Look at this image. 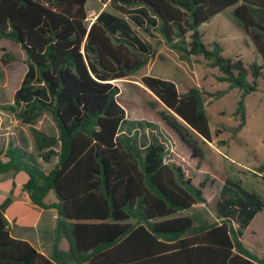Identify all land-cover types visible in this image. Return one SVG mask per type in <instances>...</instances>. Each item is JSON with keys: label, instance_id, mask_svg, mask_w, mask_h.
<instances>
[{"label": "trees", "instance_id": "1", "mask_svg": "<svg viewBox=\"0 0 264 264\" xmlns=\"http://www.w3.org/2000/svg\"><path fill=\"white\" fill-rule=\"evenodd\" d=\"M88 1L0 0V36L19 43L28 57L14 102L0 108L30 125L40 158H57L45 170L26 140L0 142V175L11 174L0 185V264H264L242 240L264 210V192L230 162L216 201L220 220L190 212L207 202L206 181L196 184L180 164L168 161V147L156 135L149 142L138 139L133 130L153 125L128 120L114 83L147 66L153 47L110 10L90 21ZM102 1L144 32L156 30L172 48L217 68V80L228 83L218 96L239 90L233 112L238 123L229 127L237 137L247 123L246 98L264 76V0ZM228 8L261 61L247 64L225 56L220 41H204L201 25ZM3 59L14 56L5 53ZM141 81L166 106L162 119L203 159L201 140H214L205 91L191 86L182 92L174 81L148 74ZM44 113L51 114L58 134L35 127ZM255 170L264 173V161ZM16 200L57 210L50 255L13 235L12 224L32 225L39 217L35 211L12 220L8 211ZM62 239L67 250L59 247Z\"/></svg>", "mask_w": 264, "mask_h": 264}, {"label": "rangeland", "instance_id": "2", "mask_svg": "<svg viewBox=\"0 0 264 264\" xmlns=\"http://www.w3.org/2000/svg\"><path fill=\"white\" fill-rule=\"evenodd\" d=\"M87 7L90 21H93L101 10H110L127 19L139 36L152 45L153 53L149 64L137 73L118 79L114 83L120 88L119 101L126 110L128 120L141 119L153 125L147 126L144 130H133V133H137L138 139L149 142L151 137L156 135L168 147V161L180 164L196 184L206 181L204 195L207 202L197 204L190 212L197 213L210 222L220 220L216 212V201L226 167L230 165V162L235 163L236 172L240 177L247 183L255 184L264 192V173L258 174L255 170L264 161V76L259 79L258 90L246 98V125L237 137H233L229 127L238 123L233 112L240 93L237 88H234L222 96L216 94L228 88V83L217 80L216 75L219 74L217 68L209 67L202 56H187L184 48L179 46L172 48L156 30L153 31V35L144 32L130 20L128 15L114 9L108 1L104 3L102 0H89ZM200 31L206 43L220 41L224 46L225 56H239L247 64L255 60L261 61L253 42L237 24L232 8L222 11L210 21L205 22L201 25ZM179 44L187 47V44L182 42ZM5 53L14 56V60L4 62ZM27 69L28 57L21 45L0 36V105L14 102V93L20 87ZM144 74L170 79L182 92L191 86H198L205 91V106L214 131V140L212 142L201 140L205 151L203 159L194 157L188 145L162 119L160 111H167V108L143 85L141 77ZM35 127L47 133L58 134L50 113H44ZM126 128L127 126H124L122 129L126 130ZM216 130L221 133L216 135ZM23 140L28 142V151L38 158V162L45 170H50L57 162V158L50 162L40 158L34 147L30 125L21 122L11 112L0 108V142L6 146L10 141L22 144ZM9 177H11L10 173L0 175V185ZM0 194H5L1 188ZM50 198L56 199L53 194ZM34 209L23 200H16L11 205L8 215L12 220L17 215L31 218L35 211H39ZM40 211L41 215L35 226H14L13 232L16 237L28 240L39 251L50 255L53 251L58 214L55 208ZM242 240L251 252L264 258V210L259 212L245 229ZM59 247L68 249V242L62 239Z\"/></svg>", "mask_w": 264, "mask_h": 264}, {"label": "crops", "instance_id": "3", "mask_svg": "<svg viewBox=\"0 0 264 264\" xmlns=\"http://www.w3.org/2000/svg\"><path fill=\"white\" fill-rule=\"evenodd\" d=\"M217 16V15H216ZM218 26V25H217ZM219 27V26H218ZM218 31H219V29H217ZM222 35V32L220 31V36ZM213 42V41H212ZM259 56V55H258ZM260 58V57H259ZM242 132V131H241ZM241 135V134H240ZM39 211H38V213H39V217H38V219L36 220V222L34 223V224H32V225H23V224H12V228L15 226H18V225H20V226H26V227H31V226H35L36 224H37V222H38V220H39V218H40V215H41V211L40 210H43V209H38ZM55 227H56V225H55ZM13 235H14V232H13ZM15 236V235H14ZM16 237V236H15ZM18 238V237H17ZM21 239H23V238H21ZM66 240V239H65ZM67 241V240H66ZM68 248H69V245H68ZM64 250H67V248H64ZM43 253V252H42ZM45 255H47V254H45ZM49 255V254H48Z\"/></svg>", "mask_w": 264, "mask_h": 264}, {"label": "water", "instance_id": "4", "mask_svg": "<svg viewBox=\"0 0 264 264\" xmlns=\"http://www.w3.org/2000/svg\"><path fill=\"white\" fill-rule=\"evenodd\" d=\"M116 80H118V79H116ZM116 80H114V82H115Z\"/></svg>", "mask_w": 264, "mask_h": 264}]
</instances>
